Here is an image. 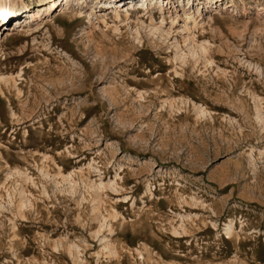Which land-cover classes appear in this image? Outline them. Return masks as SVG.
I'll return each mask as SVG.
<instances>
[{
  "label": "rangeland",
  "instance_id": "rangeland-1",
  "mask_svg": "<svg viewBox=\"0 0 264 264\" xmlns=\"http://www.w3.org/2000/svg\"><path fill=\"white\" fill-rule=\"evenodd\" d=\"M47 1L0 26V264H264V0Z\"/></svg>",
  "mask_w": 264,
  "mask_h": 264
},
{
  "label": "bare ground",
  "instance_id": "bare-ground-1",
  "mask_svg": "<svg viewBox=\"0 0 264 264\" xmlns=\"http://www.w3.org/2000/svg\"><path fill=\"white\" fill-rule=\"evenodd\" d=\"M147 1H142V2H145V3L141 4L146 9H148ZM160 1H161V3L163 2V6H164L165 0H160ZM166 1H167L166 2V6H167L168 2L170 4H172V3L177 2L178 0H166ZM188 1L190 2L191 0H188ZM204 1H205V3H207V2H212L213 0H204ZM17 2H18V0L17 1L14 0V2H11V3L8 2V0H0V26H2V24H3V21H2L3 18H7V17L10 16V18L12 19V18H15V17L18 16L19 10L16 9ZM215 3H217V1ZM146 4H147V6H146ZM59 5H63V6L58 11L62 10L60 14H65L66 11L69 10L70 7L72 6V3H71V0H61V1L60 0H49V1L44 2V3H39L38 5H35L34 7H32L33 9L31 11L30 10H28V12L24 11V12H26L24 14V15H26V21L34 20L35 18L40 17L41 14H42L41 12L45 11L46 13H50L53 8H55V7L59 6ZM113 12L116 13L117 17L120 16V13H118V11L116 9L113 10ZM149 12H150V18L153 19L154 18V12H152V11H149ZM187 18L191 19L192 17L191 16H187ZM19 20H21V19H19ZM163 20H164V18H162V21ZM193 21L196 22L195 19ZM15 22L17 24L20 23L18 20H15ZM151 29H152V32L158 30V28H151ZM201 49H202L203 52H205L206 51V46L201 45ZM9 79L6 76L0 77V91L1 92L4 93V87H5V86H3L2 82L8 84V83H10L12 81L13 83H16L15 79H11V81ZM18 90H19V88H18ZM68 177H70V175ZM101 186H103L102 182L97 187H95L96 190H100ZM229 223L230 224L227 225V227L225 228V231H224V235L227 238H231L233 236V234H234V231H235V223L234 222H229Z\"/></svg>",
  "mask_w": 264,
  "mask_h": 264
}]
</instances>
